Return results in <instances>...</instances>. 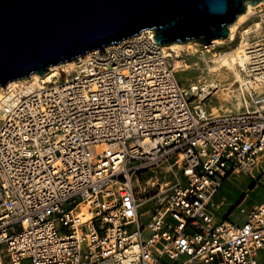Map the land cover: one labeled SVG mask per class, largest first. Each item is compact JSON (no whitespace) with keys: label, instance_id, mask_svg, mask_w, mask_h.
I'll return each mask as SVG.
<instances>
[{"label":"built area","instance_id":"1","mask_svg":"<svg viewBox=\"0 0 264 264\" xmlns=\"http://www.w3.org/2000/svg\"><path fill=\"white\" fill-rule=\"evenodd\" d=\"M247 23L243 111L196 104L178 79L184 61L154 30L80 57L54 82L6 85L0 264H263L264 199L242 223L211 208L229 176L264 158V5ZM166 164L175 185L143 223L135 180Z\"/></svg>","mask_w":264,"mask_h":264},{"label":"water","instance_id":"2","mask_svg":"<svg viewBox=\"0 0 264 264\" xmlns=\"http://www.w3.org/2000/svg\"><path fill=\"white\" fill-rule=\"evenodd\" d=\"M264 0H0V86L154 30L161 46L227 39Z\"/></svg>","mask_w":264,"mask_h":264},{"label":"rangeland","instance_id":"3","mask_svg":"<svg viewBox=\"0 0 264 264\" xmlns=\"http://www.w3.org/2000/svg\"><path fill=\"white\" fill-rule=\"evenodd\" d=\"M246 25H248L247 22L242 26L241 30ZM238 44H240V32L236 41L232 43L214 46L207 45L208 47H205L197 42L191 50L182 52V56L179 58L173 53L175 60H183L185 64L184 69L181 68L182 71L178 73V79L182 85L189 90H192L194 86L197 87L192 93V100L196 104L205 106L209 112L214 114L238 112L244 109L241 90L233 92L231 95H225L222 91L225 86L220 87L218 90L210 86L214 79L219 82L220 77L211 73L208 67V65H215L214 58L222 53L231 51ZM186 64L191 67L187 68ZM232 79H234V74L229 72V78L226 81L227 87H229V81ZM206 87L207 89L205 90ZM138 178L139 180L137 178L135 180V186L139 192L141 212L145 214L142 222L147 223L152 211L167 199L173 189L176 169L170 168L166 164L156 168L154 171H143L138 174ZM182 179L184 181L183 176ZM161 186H163L165 192H160ZM263 199L264 158L252 174L229 176L224 181L223 187L217 194L211 208L219 220L226 218L242 223L252 207ZM242 208H245V213L242 212ZM261 261L264 264L263 253H261ZM26 264L29 263L26 262Z\"/></svg>","mask_w":264,"mask_h":264},{"label":"bare ground","instance_id":"4","mask_svg":"<svg viewBox=\"0 0 264 264\" xmlns=\"http://www.w3.org/2000/svg\"><path fill=\"white\" fill-rule=\"evenodd\" d=\"M257 4L264 5V2L260 1ZM257 4L252 5L250 2L247 3V7H248L247 11L242 13L241 15H239V17L236 19V21L230 25L231 35L229 38H227V39H215L208 46L224 45L227 43L235 42L237 39V35L240 32L242 26L249 20L250 16L252 15V13L254 11V8ZM142 34H140V35H142ZM140 35H138L137 37H139ZM195 44H197L196 41H191V42H188L185 44L174 43L171 45H165L164 48L166 50L171 51L172 53H174V55L176 57L179 58L182 56V52L191 50ZM89 55L90 54H88L87 56H89ZM244 55L245 54H244V50H243L242 45L238 44L231 51H228L226 53H222L218 57L214 58L215 65H208L209 71L211 73H213L214 75L216 74L218 77H220V80H219V82H217V79H214V82L212 84H210V86L215 87V90H218L220 87L225 86L222 89V91L225 95H231L233 92L240 91V88L238 87L237 84L239 82L245 81V79L243 78V76L239 70V68L241 66L245 65ZM87 56H83L81 58H84ZM79 60L80 59L65 62V63H62L60 65H54L44 75H41L39 73H34L29 78L12 81L9 83L8 86L14 87V86L19 85V84H23L26 82L32 83L34 81L37 83L41 80L45 83L54 82L55 80H57V78H59L62 70L66 71V72L72 71L74 69V67L78 64ZM175 61H176V64L178 66H180L183 63V61L180 59L179 60L177 59ZM184 65H182V69H184L183 68ZM187 66H188L187 68L191 67L189 65H187ZM179 71L181 72L182 70L180 69ZM229 72H232L234 74V79L229 81V87H227L226 81H227V78H229ZM193 89L195 90V89H197V87L194 86ZM206 89H207V87L205 88V90ZM4 90H5V87L0 86V98L2 97ZM204 100H205V98H204Z\"/></svg>","mask_w":264,"mask_h":264}]
</instances>
